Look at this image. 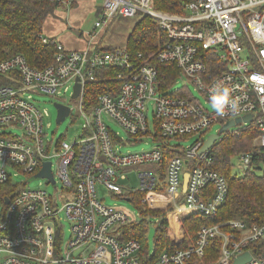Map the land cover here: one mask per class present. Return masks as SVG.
Masks as SVG:
<instances>
[{"label": "built area", "instance_id": "1", "mask_svg": "<svg viewBox=\"0 0 264 264\" xmlns=\"http://www.w3.org/2000/svg\"><path fill=\"white\" fill-rule=\"evenodd\" d=\"M56 1L58 7H71L72 0ZM92 10L98 18L87 32L89 37L105 29L116 15L150 16L166 37L155 60L172 62L178 76L171 87L162 89L164 76L156 66L132 60L125 46L75 49L57 42L54 62L44 68L30 66L21 54L0 61V74L16 79L0 83V264H143L140 243L121 241L114 234L119 225L130 221L128 213L106 205L96 186L100 183L119 194L124 191L119 180L126 178L120 168L161 164L163 152L161 141L154 137L156 129L175 141L194 135L181 147V155L167 161L162 192L154 190L160 180L151 171L138 173L139 189L147 190L143 199L150 208L173 207L170 217L176 235L182 234L178 225L182 215L215 213L227 196L225 176L210 167L211 146L224 133L239 137L252 129L249 148L233 154L232 167L238 176L247 171L264 173V0H185L180 12L157 9L153 0H100ZM209 52L218 61L214 72L204 60ZM109 65L120 68L116 73L121 80L119 89L115 94H99L87 112L81 105L84 84L94 79L95 68ZM170 73L163 74L170 77ZM217 80H223L240 99L236 114L216 116L188 88L191 84L208 103V90ZM76 82L81 135L66 145L55 141L51 150L44 131L49 113L35 102L33 94L62 97L73 93ZM245 115H250L248 121H238L223 132L218 129L212 145L200 151L212 124L221 127ZM110 122L122 128L130 141L150 136L152 147L121 152L118 142L123 138ZM16 127L20 133L14 131ZM46 161L53 180L45 177L46 182L60 185L55 192L15 180L18 174L33 176ZM64 221L69 226L66 238ZM217 236L218 256L209 264H232L235 256L246 251L250 258L241 264H264V251L257 255L250 248L251 242L264 237V218L251 225L240 219L201 225L194 245L165 251L155 264H192V256H203Z\"/></svg>", "mask_w": 264, "mask_h": 264}, {"label": "trees", "instance_id": "2", "mask_svg": "<svg viewBox=\"0 0 264 264\" xmlns=\"http://www.w3.org/2000/svg\"><path fill=\"white\" fill-rule=\"evenodd\" d=\"M184 1L153 0V6L160 10L180 12ZM75 5L76 0H72L70 6ZM58 6L59 3L55 0H0V61L14 54H21L32 67L44 68L52 64L57 51V41L54 36L42 34V30L46 18L54 14ZM43 37H46L45 41ZM165 40L164 32L156 21L148 15H143L134 23L123 45L132 60L151 62L156 66L160 76H164L162 89L171 87L179 73L172 62L155 60L154 54ZM111 48L113 47L108 46L105 49ZM139 53L141 56H138ZM204 60L209 71L214 72L218 61L212 56V52L207 53ZM117 71H120V68L110 65L94 69V79L84 84L81 105L85 111L89 112L96 105L99 94H115L118 91L121 80L116 77ZM168 71L171 72L170 77L163 74ZM14 81L15 78L0 74V83ZM254 133L252 129L243 132L239 137L224 133L223 137L211 146L210 167L223 174L228 182L227 196L215 213L205 215L190 212L182 215L178 219L182 234L176 235L171 224V205L166 208H150L143 199L147 190H124L119 194L112 192L117 197L128 199L139 210L138 219L119 225L118 232L114 234L121 241L137 240L140 243L139 257L142 263L155 264L159 255L165 251L184 250L194 245L201 225H213L228 219H240L248 225L260 223L264 218V173L247 171L246 174L238 176L232 172L233 154L248 149ZM154 137L161 141L163 152L160 181L154 186V190L162 192L164 167L170 157L182 154V145L172 137L160 135L157 129ZM150 217L157 218L151 251L146 237ZM219 242L220 237L212 238L203 256H192V264H208L213 261L218 256ZM250 248L255 254H261L264 251V237L251 242Z\"/></svg>", "mask_w": 264, "mask_h": 264}, {"label": "rangeland", "instance_id": "3", "mask_svg": "<svg viewBox=\"0 0 264 264\" xmlns=\"http://www.w3.org/2000/svg\"><path fill=\"white\" fill-rule=\"evenodd\" d=\"M76 1H78L79 3L75 5L76 7L74 6L76 10L74 12L67 13L62 6L57 7L59 15L56 17L55 15L57 13H54L46 18L43 24L42 34L49 33V36H54L57 38L60 35H70L75 38L87 40L86 38L89 37L87 32L93 28V23L98 18V14H96L93 10H84L83 7H81L80 0ZM89 2L92 3L93 7L94 4L100 3V0H89ZM138 18V14L133 17H124L118 15L114 16L111 23H109L106 28L98 35L97 40L100 41V44L102 43L104 45H107L109 43L112 46H123L128 34L130 33L134 23L138 20ZM53 29H56V31L52 32ZM75 30L80 31V33L76 34ZM180 83L181 78L178 79L177 85H179ZM188 88L195 96H197L201 100L203 105L208 108L207 103H204L203 96L198 91L194 90L191 84H188ZM70 95V92L66 93L62 97L45 93L33 94L35 102L40 106L45 107L49 113V115L44 118V131L47 140L51 141V150L54 147L55 141H57L60 145H66L78 139L81 135V125L83 122V118L79 109L78 101L76 99H71ZM54 101L67 103L71 107L69 115L65 116L64 119L59 123L56 122V108L53 105ZM148 106H150V104H148ZM47 123L48 125H46ZM110 124H112V127L120 132V135L123 138L122 141L118 142V147L121 152H134L142 149H149L152 147L153 143L150 136H144L139 141H130L127 133L122 128H120L113 122H110ZM219 128V123L212 124L207 130L205 138L210 134L216 133ZM14 131L20 133L21 129L16 127L14 128ZM193 136L194 135H192V137L187 140L182 138L178 142H180V144L184 146L193 139ZM52 160L53 162L55 161L54 158ZM235 162L236 157L232 158V163L234 164ZM160 170L161 164L158 162H145L125 166L120 168L119 172L123 173L126 178L120 179L119 181L123 185L124 190L130 188L137 189L140 187V178L138 177L139 172L151 171L159 178ZM52 171L55 172L54 163L52 165ZM232 171H235L233 167ZM14 178L16 181L23 180L30 188L42 187L48 193L55 192L60 186L59 184H57V186H54L51 183H47L44 177H35V175L27 176L24 174H18L14 176ZM96 188L98 196L102 198L103 202L106 205L124 209L128 213L130 220L138 219L139 210L132 202L122 197L113 195L111 191H109L100 183H97ZM156 221L157 218L155 217L149 218V225L146 232L148 247L150 251L152 250V240ZM63 223L66 238L69 234V226L65 221Z\"/></svg>", "mask_w": 264, "mask_h": 264}, {"label": "water", "instance_id": "4", "mask_svg": "<svg viewBox=\"0 0 264 264\" xmlns=\"http://www.w3.org/2000/svg\"><path fill=\"white\" fill-rule=\"evenodd\" d=\"M75 33L79 34L80 31L75 30ZM78 92H79V83L76 82L73 86V93L71 94V98L74 99L77 96ZM53 105L56 108V122L59 123L64 119L65 116L69 115L70 107L66 104H63V103H60L57 101L53 102ZM249 119H250V115H245L242 118H236L235 120H228L219 128V132H223L229 126L234 125L238 121H241V120L248 121ZM216 138H217V134L208 135L206 140L204 141L200 151L211 146ZM35 177H48L51 181H53L52 176H51V172H50L49 161H46L43 163L42 168L40 169V171H38L35 174ZM187 177H188V173L185 172L183 175V188H185ZM249 258H250L249 252H247V251L243 252L242 254L235 256L232 264H241L242 262L248 260Z\"/></svg>", "mask_w": 264, "mask_h": 264}, {"label": "clouds", "instance_id": "5", "mask_svg": "<svg viewBox=\"0 0 264 264\" xmlns=\"http://www.w3.org/2000/svg\"><path fill=\"white\" fill-rule=\"evenodd\" d=\"M208 92L207 106L216 116L223 118L240 110V99L233 96L232 89L223 80L214 82Z\"/></svg>", "mask_w": 264, "mask_h": 264}, {"label": "crops", "instance_id": "6", "mask_svg": "<svg viewBox=\"0 0 264 264\" xmlns=\"http://www.w3.org/2000/svg\"><path fill=\"white\" fill-rule=\"evenodd\" d=\"M81 2V7H83L84 10H92L91 7H92V3L89 2V0H80ZM79 2L76 1V4H78ZM76 7V6H75ZM75 7H70L68 9H65L66 12L70 13V12H74L76 11L75 10ZM56 15V17L59 15L58 13V9H55V12H54ZM104 30V29H103ZM102 29L98 30L95 35L93 37H87L86 39L87 40H83V39H80V38H75V37H72L70 35H60L58 38L56 39L57 42L59 43H62L66 48H75V49H79V48H84L86 46H89V47H97L98 49H105L107 48L108 46H111V47H120V46H112L110 45L109 43L107 44L108 46L104 45V44H100V41L97 40L98 38V35L103 31ZM56 31V29L52 30V32ZM46 36H49L50 34L47 33V34H44Z\"/></svg>", "mask_w": 264, "mask_h": 264}, {"label": "bare ground", "instance_id": "7", "mask_svg": "<svg viewBox=\"0 0 264 264\" xmlns=\"http://www.w3.org/2000/svg\"><path fill=\"white\" fill-rule=\"evenodd\" d=\"M39 171H40V170H39ZM36 173H37V172H36ZM36 173H35V174H36ZM35 174H34V175H35ZM160 174H161V171H160ZM160 174H159V177H160ZM44 178H45V177H44ZM137 189H139V188H137ZM127 190H134V189H131V188H130V189H127ZM115 194H116V193H115ZM124 199H126V198H124ZM126 200H128V199H126ZM215 259H216V258H215ZM211 262H212V261H211ZM208 264H209V263H208Z\"/></svg>", "mask_w": 264, "mask_h": 264}]
</instances>
